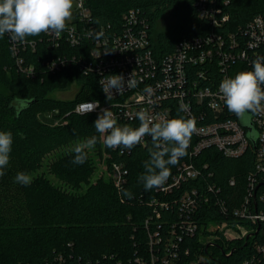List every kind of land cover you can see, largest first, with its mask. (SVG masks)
<instances>
[{"label":"trees","instance_id":"16d2710c","mask_svg":"<svg viewBox=\"0 0 264 264\" xmlns=\"http://www.w3.org/2000/svg\"><path fill=\"white\" fill-rule=\"evenodd\" d=\"M86 4L91 10L93 23L99 21L98 24L94 23L95 26L109 24L114 30L120 26L122 15L128 9H134L148 23L150 39L155 51L160 54L170 50L178 38L209 28V23L197 16L193 0H86ZM226 9L230 17L228 28H234L254 14L264 16V0H229ZM167 12L174 17L171 26L173 34L155 28L158 20ZM8 43L5 34L0 38V131H11L13 144L4 173L9 174L13 169L24 173L35 171L46 154L77 137L86 139L95 135L98 137V147L100 134L95 131L94 121L99 114L90 112L80 115L73 111L79 101H104L95 74L83 73L76 61L67 63L59 70H50L45 65L47 60L63 54L84 56L82 43L71 46L62 42L59 47H48L43 40L37 43L34 51L26 49L22 55L26 63H33L32 74L17 69ZM72 81L77 82L78 88L71 98L51 96L56 90L66 89ZM18 98L31 101L19 114ZM47 108L57 110L54 116L66 122L51 124L44 121L39 113ZM173 111L174 118H185L178 107L175 106ZM151 146V137L145 146L137 145L131 150L123 148L122 154L105 146L106 151L111 153V157L106 159L108 168L112 160L125 161L128 173L121 188L116 187L110 178H97L90 182L94 167L88 154L83 165L71 162L75 155L73 150L57 156L48 164V171L59 183L51 181L44 174H37L31 178L28 186L20 184L15 197L18 211L13 218L4 212L2 184L6 183L2 179L0 264H116L117 260L128 264L129 259L138 253L144 254L147 251L144 220L152 213L151 220L162 222V232L166 234L167 223L175 213L179 192L164 194L154 189L146 191L139 182L138 177L145 171L143 164L149 159L148 149ZM204 152L207 168H203L195 180L187 181L185 186H202L204 189L206 184L216 181L227 204H230L234 196L242 194L246 173L254 169L253 152L247 149L235 158L212 149ZM175 166H169L171 174ZM231 176H236L239 184L230 185L228 180ZM82 184L87 186L79 191ZM258 186L259 190L264 183ZM122 189L130 190L133 198L122 196ZM153 196L169 204L168 208L160 209L159 216H155L153 206L148 203ZM198 209L195 217L200 224L207 218L218 217L214 215L216 210L211 202ZM198 235L195 233L185 238L190 251L182 253L176 264H241L250 253L249 243L246 245L242 240L230 241L227 248H223L221 238L208 244L198 240ZM210 246L213 248L211 252ZM199 254L211 261H197L195 258Z\"/></svg>","mask_w":264,"mask_h":264},{"label":"built area","instance_id":"2783aa9c","mask_svg":"<svg viewBox=\"0 0 264 264\" xmlns=\"http://www.w3.org/2000/svg\"><path fill=\"white\" fill-rule=\"evenodd\" d=\"M228 3L229 0H193L197 16L207 21L209 28L178 38L170 50L161 54L154 49L148 23L134 9L122 15L118 29H111L109 24L97 27L86 0H74L73 18L68 22V30L60 36L41 34L18 43L7 35L17 69L27 74L34 72V65L25 62L22 52L28 48L34 51L39 41L44 40L48 47H59L62 42L71 46L82 43L84 56L63 54L45 62L48 69L59 70L76 61L83 73L95 74L104 101H79L73 108L75 112L81 103L98 100L100 107L92 112L99 114L101 109H110L121 126L138 127L135 113L142 108L158 121L160 117L174 118V107L180 109L184 105L186 110L181 112L185 118H195L197 128L191 136L187 155L180 159L167 182L160 189H154L164 194L179 191L167 232H162V222L151 220V213L144 220L147 251L129 259L128 264H176L182 253L190 251L185 238L195 233H199L198 240L202 241L213 234L215 239L249 243L250 253L241 264H264V186L258 190V185L264 183V115L253 117L250 126H246L228 111L218 93L224 77L251 70L252 61L264 56V16L254 14L245 23L228 28ZM89 29L105 35L99 40L91 38L87 35ZM112 74H123L125 80L132 74L137 86L126 88L121 94L113 90V99L108 101L99 81L102 75ZM146 86L154 90L150 97L143 91ZM60 121L61 117H56L55 123ZM253 131L255 141L249 136ZM148 139L145 136L139 145L145 146ZM207 149L232 158L241 156L247 149L253 152L254 169L246 173L242 194L234 196L230 204L216 181L206 184L204 189L185 186L207 168L204 159ZM112 150L118 154L123 152L122 147ZM107 170L113 184L121 188L128 173L125 161L112 160ZM228 183L239 184L236 176H231ZM210 202L218 217L198 223L195 217L198 208ZM148 203L153 206L155 216H159L160 209L169 207L158 196L151 197ZM116 264L123 263L117 260Z\"/></svg>","mask_w":264,"mask_h":264},{"label":"clouds","instance_id":"9594fccd","mask_svg":"<svg viewBox=\"0 0 264 264\" xmlns=\"http://www.w3.org/2000/svg\"><path fill=\"white\" fill-rule=\"evenodd\" d=\"M74 0H0V38L5 34L11 41L24 43L28 37L41 34H55L60 36L68 30V22L73 18ZM99 23V21H94ZM87 35L94 39H101L104 33L96 29H89ZM106 99H113V90L121 94L126 88L136 87L137 81L132 74L125 80L123 74L103 76L99 81ZM149 97L153 94L151 86L144 88ZM218 93L229 112L233 113L241 123L250 126L253 117L264 115V56H257L252 61L251 70L240 71L235 76H226L218 87ZM20 107L17 114L27 108L31 101L18 98ZM99 101L84 102L77 106L76 112L86 115L99 108ZM180 111L186 110L181 105ZM139 120L138 127L119 125L115 114L107 108L101 109L94 128L103 137L104 145L110 149L124 148L131 150L144 142L145 136L151 137L149 159L144 161L145 169L138 180L146 191L160 189L169 179L171 168L187 155L191 136L197 125L194 117L165 118L157 121L147 109H140L135 113ZM253 141L256 133L250 132ZM98 143V137L93 135L73 148L75 153L71 161L75 165H83L87 160L85 149H92ZM13 135L11 131H0V176L5 173L12 151ZM15 182L28 186L32 180L29 174L19 172ZM122 196L133 198L130 190L122 189Z\"/></svg>","mask_w":264,"mask_h":264},{"label":"rangeland","instance_id":"374dc122","mask_svg":"<svg viewBox=\"0 0 264 264\" xmlns=\"http://www.w3.org/2000/svg\"><path fill=\"white\" fill-rule=\"evenodd\" d=\"M174 22V17L171 15V13L167 12L164 14L162 18H160L155 26L157 31H163L165 33H170L173 34L174 32L172 31V25ZM78 84L76 81H72L71 84L66 87L64 90H56L51 93V96L56 97V98H71L75 90H77ZM53 110L52 109H44L40 111L39 116L46 122L48 123H55L56 117L54 114L52 115ZM66 120L62 118L59 124L65 123ZM85 139L77 137L67 144L61 146L60 148H57L48 154H46L43 159H42V164L41 166L35 170L28 172L27 174L30 175L32 178L33 176L37 174H44L46 177H48L51 181L55 183H59L57 178L48 171V164L54 160L57 156L69 151L73 150V148L79 144L82 143ZM100 145L98 147H94L92 149H85L89 158L92 160L93 163V172L90 177V182H93L97 178H103L105 180L109 179V174L107 167L108 165L106 164V159L108 158L107 156V151L105 149V145L103 142V137L100 135ZM22 172V171H16V169H13L12 171L8 173L5 172L3 176H0V181L2 179H5L6 184L3 185L4 193H3V202H4V212L9 216V217H14L17 214V206L15 205V197L19 193V183L15 182V176L17 173ZM9 181V182H8ZM86 184H82L81 187L79 188V191H83L86 188ZM6 192V193H5ZM212 241L215 242V238L212 234V236L204 238V242ZM221 246L223 248H227V246L230 244V241H227L223 238H221ZM213 251V248L210 246V252ZM197 261H203V262H210L211 260L207 256L203 255H198L195 258Z\"/></svg>","mask_w":264,"mask_h":264},{"label":"water","instance_id":"95a60500","mask_svg":"<svg viewBox=\"0 0 264 264\" xmlns=\"http://www.w3.org/2000/svg\"><path fill=\"white\" fill-rule=\"evenodd\" d=\"M209 244V243H208Z\"/></svg>","mask_w":264,"mask_h":264}]
</instances>
